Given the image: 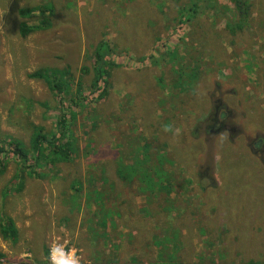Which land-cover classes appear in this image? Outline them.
I'll use <instances>...</instances> for the list:
<instances>
[{
    "label": "rangeland",
    "instance_id": "rangeland-1",
    "mask_svg": "<svg viewBox=\"0 0 264 264\" xmlns=\"http://www.w3.org/2000/svg\"><path fill=\"white\" fill-rule=\"evenodd\" d=\"M48 1L56 7L50 27L22 38L21 22L32 25L40 15L23 18L20 8ZM191 1L0 0L1 130L28 142L33 124L49 136L72 134L82 148L72 162L28 177L21 192L9 190L18 164L8 154L0 222L11 216L19 236L1 237L0 264H38L57 241L76 250L82 264H106L101 258L112 252L119 264H153L161 253L158 237L179 264H264V0H245L250 12L243 29L235 27L234 13L224 12L228 6L233 12V0H208L214 15L205 11L193 20L188 37L179 8ZM103 39L112 63L105 66L102 101L75 105L69 95L61 103L45 81L29 77L68 67L75 87L82 81L85 96L97 94L104 84L92 87V54ZM190 62L204 72L193 89L178 81ZM166 124L180 136L165 133ZM121 165L137 172L118 176ZM91 167L108 169L101 187L115 224L98 223L101 231L89 230L100 206L76 210L71 198L76 179L85 190L92 186ZM142 172L148 188L139 182ZM153 176L159 183L151 188ZM168 218L174 227L166 236ZM130 234L138 241L130 242Z\"/></svg>",
    "mask_w": 264,
    "mask_h": 264
},
{
    "label": "trees",
    "instance_id": "trees-1",
    "mask_svg": "<svg viewBox=\"0 0 264 264\" xmlns=\"http://www.w3.org/2000/svg\"><path fill=\"white\" fill-rule=\"evenodd\" d=\"M212 2V1H211ZM208 0H192L190 3L183 4L180 9V23L183 26H188L191 29V32L188 34V37H194V21L199 15L204 13L205 11H209L214 15L215 7ZM233 12L229 9V6L224 9L227 17H231L232 13H234L236 18V23L234 24L236 28L243 29L246 27L247 23L245 22L249 16V6H247V2L245 0H233ZM56 7L52 1H48L46 3H39L33 6H24L20 8L18 11L19 14L23 18H32L34 13H39L40 19L38 22L34 24H29L27 21H22L19 26V34L22 38H27L30 34L47 29L51 25V17L55 15ZM229 26H232L229 24ZM111 45L109 41L103 39L101 40L96 49L93 51L92 58L94 59L93 70L95 78L93 79L92 87L94 91L98 89V85L104 84L102 88L97 91V94L88 93L86 96L84 95L83 88L81 86L84 83L81 81L80 86L75 87V80L72 78V73L68 67L65 68H46L38 71H34L29 74L30 78L42 79L46 82L49 89L56 92V96H60L61 103L67 99V96H71V100L75 105H80L83 101H86L88 104L90 103H98L102 101L108 92L109 81L106 79V63H112L109 59V55L111 54ZM174 51V50H173ZM179 53L178 50H175ZM172 52V51H170ZM168 52V53H170ZM199 51L192 50V58L195 60L199 59ZM186 53V52H185ZM189 55V54H188ZM189 67H183L181 70V75H178V81H184V84L187 89H193L196 82H198L202 75V68H194L192 66V62ZM85 67L84 70H86ZM88 71V70H86ZM86 97V98H84ZM59 100V101H60ZM63 107V104H62ZM69 109H71L72 105H67ZM62 119L61 123H65L66 112H60ZM75 115V111L72 110L71 118ZM62 127H66L63 125ZM69 129L71 130V123L69 125ZM64 136L54 137L49 136L47 133H44L43 128L37 125H31V135L29 136L28 142H25L20 137L16 135H7L5 134L0 127V175L4 174L8 167L7 156L8 154H12L13 159L15 160V164H18V173L15 176L14 185L9 190L21 192L25 188V180L31 176H40V169L45 167L54 168L59 166L60 163H70L72 162L77 153L82 154V148L80 147L77 140L73 139V135L70 134L68 138ZM8 147V148H7ZM96 145L94 144V149ZM31 154L33 162L29 159V155ZM94 154V152H93ZM133 165V164H132ZM157 170L162 172L161 167L154 166ZM128 171L129 176L132 175L133 172H137L136 169L132 167L126 168L124 165H121L116 173L118 176L126 177L125 172ZM89 173L88 179L92 186L90 189L85 190V182L82 179H76L73 184L70 185V188L73 189V200L76 201L77 208L79 210L82 206L86 208H93L95 205L100 206V210L102 209L101 217L96 216V224L91 222V226H89L90 231H101L102 226L98 225V223L106 225L107 222L110 224L114 222L109 221V218L112 216L109 212L110 210L104 209V204H107L106 192L102 190L101 185L104 184L108 179V169H101L100 172H97L92 167L87 169ZM144 173L139 176V182L144 187H147V184H143ZM154 176L151 180V188L154 187L159 180H153ZM164 181V180H163ZM164 208V207H163ZM166 209V208H165ZM167 210V209H166ZM170 217L172 215L170 214ZM155 219L161 220L162 217L159 215L154 216ZM164 224V222H163ZM97 225V226H96ZM166 227L167 232L166 236L170 235V230L174 227L173 222L168 218L166 219ZM162 233V231H161ZM129 234V233H128ZM19 236V229L15 223V220L11 216H5L1 219L0 222V239L4 237L10 241L17 240ZM165 236V237H166ZM130 242L138 241V236L136 234H130L127 237ZM158 237L155 245L160 248V257L158 261L153 262V264H179L178 256L170 249L169 244H167L166 238L162 239ZM49 248L45 249V253L43 258H40L38 264H49ZM5 257V253L2 251L0 246V260ZM109 260H107L106 255L101 258L102 262L108 264H119V262L123 260H119V254L117 252H112L109 254ZM137 259V258H136ZM135 264V263H132Z\"/></svg>",
    "mask_w": 264,
    "mask_h": 264
},
{
    "label": "clouds",
    "instance_id": "clouds-1",
    "mask_svg": "<svg viewBox=\"0 0 264 264\" xmlns=\"http://www.w3.org/2000/svg\"><path fill=\"white\" fill-rule=\"evenodd\" d=\"M163 131L170 133L173 139L178 138L181 134V130L171 124L164 125ZM48 259L49 264H82V258L77 251L60 241L50 246Z\"/></svg>",
    "mask_w": 264,
    "mask_h": 264
},
{
    "label": "flooded vegetation",
    "instance_id": "flooded-vegetation-1",
    "mask_svg": "<svg viewBox=\"0 0 264 264\" xmlns=\"http://www.w3.org/2000/svg\"><path fill=\"white\" fill-rule=\"evenodd\" d=\"M224 114L226 115L227 113H226V112H224Z\"/></svg>",
    "mask_w": 264,
    "mask_h": 264
}]
</instances>
